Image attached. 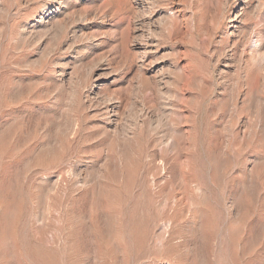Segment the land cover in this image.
Listing matches in <instances>:
<instances>
[{"label": "rangeland", "instance_id": "obj_1", "mask_svg": "<svg viewBox=\"0 0 264 264\" xmlns=\"http://www.w3.org/2000/svg\"><path fill=\"white\" fill-rule=\"evenodd\" d=\"M254 42L264 0H0V264H264Z\"/></svg>", "mask_w": 264, "mask_h": 264}, {"label": "bare ground", "instance_id": "obj_2", "mask_svg": "<svg viewBox=\"0 0 264 264\" xmlns=\"http://www.w3.org/2000/svg\"><path fill=\"white\" fill-rule=\"evenodd\" d=\"M235 10V9H234ZM240 12V11H239ZM239 12L237 13H233L231 14L230 18H229V21L228 23L231 25L233 22H235L236 20H238L239 18ZM243 23V22H242ZM239 33V32H238ZM262 39V38H260ZM256 41V40H255ZM261 41V40H259ZM255 43V42H254ZM262 45L261 43L257 42L255 44H253V46L250 48V51L248 53V58H249V62L252 64H255V63H259L263 58H264V52H262ZM264 50V49H263ZM143 52V51H142ZM144 53V52H143ZM228 55V54H227ZM231 57V56H230ZM250 64V65H251ZM261 63H260V67H261ZM258 66V65H257ZM255 69V68H254ZM116 110L114 109L113 112H115ZM111 114V113H110ZM114 114V113H113ZM112 114V115H113ZM108 120V119H107Z\"/></svg>", "mask_w": 264, "mask_h": 264}]
</instances>
